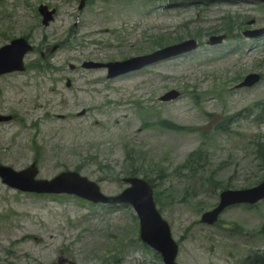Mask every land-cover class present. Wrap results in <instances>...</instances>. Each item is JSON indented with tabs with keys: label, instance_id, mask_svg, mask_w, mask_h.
<instances>
[{
	"label": "rangeland",
	"instance_id": "rangeland-1",
	"mask_svg": "<svg viewBox=\"0 0 264 264\" xmlns=\"http://www.w3.org/2000/svg\"><path fill=\"white\" fill-rule=\"evenodd\" d=\"M198 1L201 5L195 6ZM241 1L91 0L77 10L78 0H0L6 9L0 13V44L8 36L21 33L30 34L31 41L40 45V50L45 49L44 43H48L49 48L59 43L57 49L43 58L39 57V49L26 54L24 73L7 74L0 80V112L35 117L41 129L40 135L21 136L15 135L14 127L6 124L5 131L0 132V157L17 168L27 165L34 154L31 149L34 138L41 151V156L36 158L37 177L48 178L64 167L74 168L81 163L78 165L80 173L98 181L105 193L123 188L121 180L118 182L115 177L120 179L131 170L140 174L144 170L152 176L155 173V191L160 202L170 192L184 193V204L174 202L161 209L172 225L174 237L187 240L198 235L218 243L213 236L203 233L204 227L197 226L196 230L192 227L198 202L206 199L203 190L192 188L190 180L161 179L159 173L172 177L171 169L198 146L213 153L212 167L217 148L228 142L227 134L212 130L213 115L224 111L219 97L210 96L216 83L232 95L229 107L264 94V78L251 87L253 90L249 93L237 94L228 89L248 71L264 72V32L255 39L242 34L247 28L264 27V3L261 6ZM40 2L56 8L52 21L43 26L36 11ZM227 16H231L233 22ZM253 18L254 24L248 25ZM226 24L231 32L226 31L215 45L206 44L209 37L219 35L221 31L217 30ZM167 33L172 36L194 34L200 48L184 54L180 60L185 63L178 69L167 65L172 77L167 76L151 94L173 86L181 91L176 99L161 106L159 114L167 115L169 121L182 127L168 129L165 125H148L142 134L136 135L137 139H129L127 134L132 130H126L129 127L126 121L135 115L147 73L140 71L128 81L119 78L106 81L104 70L85 69L79 64L83 59H116L128 55L133 51L131 48L148 43L146 36ZM149 44L153 45L150 41ZM70 63L76 66L73 72L68 70ZM33 64H41L47 71L41 68L33 71ZM66 77L71 79V88L65 86ZM41 105L48 107L51 114H70L83 105L88 111L70 122L55 120L53 125L38 115ZM205 115H210L208 121ZM123 118L125 122L121 124ZM199 128L208 131H203L207 134L199 133ZM100 212V207L75 196L17 192L0 181V261L53 264L64 255L74 264H96L98 259L88 249L95 245L98 237L111 236L99 234L106 224L112 223V229L117 228L115 233L127 229V236L133 239L137 236L136 220L129 208L114 214ZM223 216L244 230L258 224L253 212L240 206L230 207ZM98 217L103 222L97 226V238L92 240ZM236 255L243 257L245 253L240 250ZM200 263L236 264L233 260H211L207 255L200 258Z\"/></svg>",
	"mask_w": 264,
	"mask_h": 264
},
{
	"label": "water",
	"instance_id": "water-1",
	"mask_svg": "<svg viewBox=\"0 0 264 264\" xmlns=\"http://www.w3.org/2000/svg\"><path fill=\"white\" fill-rule=\"evenodd\" d=\"M41 9L45 13V18L49 17V12H46L44 8ZM28 48L29 46L23 38L14 39L10 44L0 47V72L12 68H22L21 56ZM86 64L98 65V63L93 62ZM112 65H114V62L110 64L111 70ZM27 171L30 176L29 178L22 175L9 176L7 173H4V175L8 177L7 179L10 184L20 186L23 189H33L37 191H74V187H76L75 191L83 195L84 189L91 197L98 193L96 186L84 178H81L83 182H76V179H78V173L76 172H62L51 180H33V169L30 168ZM98 198L105 199L100 195H98ZM154 224L162 230L163 223L161 224L157 218Z\"/></svg>",
	"mask_w": 264,
	"mask_h": 264
}]
</instances>
